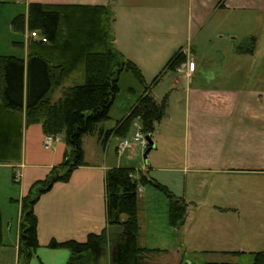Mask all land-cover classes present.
I'll return each mask as SVG.
<instances>
[{"label": "crops", "instance_id": "1", "mask_svg": "<svg viewBox=\"0 0 264 264\" xmlns=\"http://www.w3.org/2000/svg\"><path fill=\"white\" fill-rule=\"evenodd\" d=\"M6 3L18 8L24 4L18 15L27 16L33 3L62 14L58 42L48 47L45 54L58 79H62L61 86L54 90L58 98L53 101L61 97L64 87L85 81L82 55L99 50L102 43L100 36H95L101 25L99 8L112 12L113 45L117 52L141 71H158L156 78L177 52L186 55L182 71L171 74L174 87L169 92H177V107L183 115L172 119L171 126H161L163 119L156 124L152 135L155 148L148 154L149 164H116L111 147L119 136L114 132L105 136L137 104L139 98L129 97L115 126L100 125L102 138L99 132L84 137V164L72 172L68 182H56L35 204L40 247L30 264H67L70 250L49 248L52 240L82 242L107 227L106 175L110 169L133 168L137 179L142 174L154 179L156 172L181 176L184 182L203 183L207 197L220 185L264 177V0H0V5ZM23 34L24 42L15 43L20 44L17 47L24 51L22 58L27 60L32 40L27 20ZM252 39L254 49L246 48ZM154 89L150 94L160 104ZM112 112L113 108L110 119ZM45 137L41 124L27 126L25 112L5 109L0 97V168L10 170L12 180L19 171V179L13 182L21 187L19 199L10 200L16 208L6 222L2 211L4 243L0 246V264H18L22 200L37 182L62 164L70 150L64 135H59L50 147H43L45 151L53 149L52 155L29 157L28 144L44 142ZM143 150L132 147L128 159H138ZM161 150L166 151L168 166L153 155V151L157 154ZM150 187L155 188L152 184L139 185V203L140 191L146 194ZM228 187V206H214V210H240V199L246 192L235 193ZM179 197L190 207L188 196ZM166 202L163 198V208ZM203 206L196 205V211H202ZM190 209L185 224L178 229L192 219Z\"/></svg>", "mask_w": 264, "mask_h": 264}, {"label": "trees", "instance_id": "2", "mask_svg": "<svg viewBox=\"0 0 264 264\" xmlns=\"http://www.w3.org/2000/svg\"><path fill=\"white\" fill-rule=\"evenodd\" d=\"M101 25L95 36H100L101 47L82 55L85 65V81L62 89L61 97L53 101L52 93L61 86L62 79L45 56L48 47L56 44L60 35L62 14L59 10L39 3L29 6L28 15H18L12 21L14 30L24 32L26 20L31 32L47 37V42L31 40L30 53L25 60L14 55L0 56V97L7 110L25 112L26 125L41 124L45 135H64L70 150L64 155L61 165L55 167L46 179L37 182L22 200L18 264H30L40 247L38 218L34 206L40 197L51 190L56 182H68L72 172L84 164L83 140L87 135L99 132V126L110 119V113L120 90L119 79L124 70L144 83V77L135 64L125 61L113 45L114 34L110 9L99 8ZM253 40L252 48L255 44ZM20 46V44H18ZM254 49V48H253ZM79 56L77 57L78 61ZM186 62V55L179 51L168 62L165 71H177ZM159 74L155 79H160ZM151 87H145L130 114L118 123L114 131L124 137L135 120L140 119L146 136L153 135L156 124L165 116V101L157 103ZM18 115V114H17ZM17 117V116H16ZM100 138L103 132L100 131ZM104 141V140H103ZM136 170L127 167L110 169L106 175L107 227L99 234L87 236L85 241L52 240L51 249H69L68 264H101L106 256L108 237L119 234L112 250L110 264H159L149 263L147 258L159 249H147L140 245L139 202L140 184H152L169 198L168 220L170 226L180 228L186 222L188 205L184 198H178L170 189L150 176L142 174L135 178ZM15 180V176H13ZM3 213L0 206V246L3 245ZM114 231L115 234L112 233ZM110 240V238H109ZM233 255L241 252H230ZM253 264H264V249L252 253ZM183 264H191L184 262ZM235 264V263H208Z\"/></svg>", "mask_w": 264, "mask_h": 264}, {"label": "rangeland", "instance_id": "3", "mask_svg": "<svg viewBox=\"0 0 264 264\" xmlns=\"http://www.w3.org/2000/svg\"><path fill=\"white\" fill-rule=\"evenodd\" d=\"M19 8L14 4L8 3L0 5V56L14 55L23 57L24 55V51L19 48L20 46L17 47L18 45L16 46L15 42H24L25 35L20 31L14 30L12 25L13 18L20 12H23L21 10H24V4L20 5ZM251 45L252 43L249 41L245 47L250 48ZM182 66L175 71V74L179 73V70L180 72L182 71ZM190 66L192 65L188 67L190 68ZM155 72L158 71H141L144 77L143 83L133 72L124 70L119 79L120 90L113 105L111 119L103 123L108 127L115 126L116 121L123 116L122 113L124 111H122V107L129 102L128 98H140L145 87L155 88L154 94L156 99L162 102L165 101V113L167 115L166 117L164 116L161 126H171L174 119L181 118L183 112L177 107L176 101L179 100L177 92H172L173 94L169 95L170 89L174 87L170 82L171 74L174 71H161L160 79L154 83ZM203 81L206 82V79ZM52 98H58L56 92L52 93ZM140 130L142 131V124L140 119H137L133 122L129 132L123 138H130L135 132ZM142 133L144 134L143 131ZM123 138L119 136L116 141H113L111 147V154L113 158L115 157L116 164L137 167L139 163L148 161L149 155L146 159L145 149L141 152L140 157L135 160L128 159L131 148L127 149L121 155H118L117 152L115 154V143L118 144L119 140ZM44 146L45 140L44 142L37 140L31 141V144H28L27 148L29 157L36 156L43 158L44 155L46 157L52 155L53 149L45 151L43 149ZM161 151L157 154H154L156 152L153 151V155L155 157L157 156V160L165 165L166 151ZM147 163L149 164V161ZM13 176H15V173ZM154 176L157 182L164 185L167 184L176 197L182 198L179 197L180 194L188 196L192 202L190 203V207L189 202L187 203L188 211L191 208L190 210L193 211V216L185 227L175 229L170 226L168 220V196L153 187H150L152 190H147L148 193L146 194L140 191V203L138 204L139 224L142 234L140 244L147 249L161 250V252H152L147 258V262L159 264H183V261L191 264H253L252 253L264 249V177L247 178L242 181L235 180L230 185H220L217 188L215 187L212 195L209 194L210 197H207L204 194L205 191H203V183L193 181L184 182L181 176L173 177L171 174L163 172H156ZM227 186L235 193L238 191L242 193L243 191L246 192L244 199H240L242 203L239 201L241 204L239 211L223 212L218 209L214 210L216 208L214 206H228L230 199L226 193ZM20 188L17 183L15 184L13 182L10 170L0 168V206L5 215V222L7 216L11 215L14 208H16L14 204H11L10 200L12 198L19 199ZM152 192L154 194L149 195ZM163 198L167 201L164 208ZM195 204L200 206L201 204L204 205L202 211H196ZM157 217L158 220H156ZM118 237L119 234L112 238L110 236L108 237L106 256L103 258L101 264L111 263L112 250ZM234 251L241 252L242 254L233 255L230 253ZM5 264L11 263L10 261H6Z\"/></svg>", "mask_w": 264, "mask_h": 264}, {"label": "built area", "instance_id": "4", "mask_svg": "<svg viewBox=\"0 0 264 264\" xmlns=\"http://www.w3.org/2000/svg\"><path fill=\"white\" fill-rule=\"evenodd\" d=\"M29 37L33 40L42 41L44 43H46L48 41L47 37L41 36L38 32H31L29 34ZM189 69L193 70L194 67H190ZM55 141H56V137H54L52 135H48L45 138V146L50 147ZM134 146H140L143 149H145L147 147L146 136L142 133L141 130L135 132L130 138L121 139L117 145V153L122 154L127 149L132 148ZM16 177H17V179H19V177H20L19 171L16 172Z\"/></svg>", "mask_w": 264, "mask_h": 264}, {"label": "water", "instance_id": "5", "mask_svg": "<svg viewBox=\"0 0 264 264\" xmlns=\"http://www.w3.org/2000/svg\"><path fill=\"white\" fill-rule=\"evenodd\" d=\"M146 140H147V143H148V147L145 151V158L147 159L148 158V154L155 148V143L152 139L151 136H146Z\"/></svg>", "mask_w": 264, "mask_h": 264}]
</instances>
